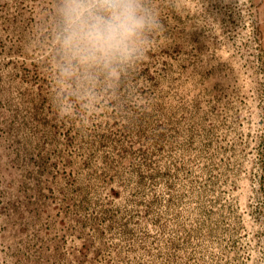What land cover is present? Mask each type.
<instances>
[{"label":"rangeland","instance_id":"rangeland-1","mask_svg":"<svg viewBox=\"0 0 264 264\" xmlns=\"http://www.w3.org/2000/svg\"><path fill=\"white\" fill-rule=\"evenodd\" d=\"M148 3L69 77L57 0H0V264H264V0Z\"/></svg>","mask_w":264,"mask_h":264},{"label":"clouds","instance_id":"clouds-1","mask_svg":"<svg viewBox=\"0 0 264 264\" xmlns=\"http://www.w3.org/2000/svg\"><path fill=\"white\" fill-rule=\"evenodd\" d=\"M56 45L66 76L111 75L148 51L159 27L148 0H57Z\"/></svg>","mask_w":264,"mask_h":264}]
</instances>
